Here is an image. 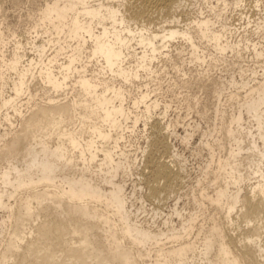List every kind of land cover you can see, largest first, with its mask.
Listing matches in <instances>:
<instances>
[{"label": "bare ground", "instance_id": "1", "mask_svg": "<svg viewBox=\"0 0 264 264\" xmlns=\"http://www.w3.org/2000/svg\"><path fill=\"white\" fill-rule=\"evenodd\" d=\"M201 2L210 15L180 27L185 0H47L28 15L33 56L21 41L7 54L0 16V264H264V17L241 33L221 16L247 0ZM255 3L264 10V0ZM159 15L170 25L156 28ZM185 51L189 57L177 60ZM168 63L184 77L192 74L184 63L202 67L193 75L199 84L219 64L236 67L240 79L195 85L218 104L202 134L207 162L184 195L191 208L179 207L181 196L161 224L157 207L145 223L136 186L127 193L117 177L137 160L130 139L151 127L141 158L150 169L142 180L147 197L161 202L180 179L177 154L167 161L153 154L160 145L169 150L164 130L176 133L179 120L163 124L171 104L136 84L161 79ZM176 79L185 89L192 83ZM199 99L186 97L184 107L192 111ZM197 126L188 123L186 143Z\"/></svg>", "mask_w": 264, "mask_h": 264}, {"label": "rangeland", "instance_id": "2", "mask_svg": "<svg viewBox=\"0 0 264 264\" xmlns=\"http://www.w3.org/2000/svg\"><path fill=\"white\" fill-rule=\"evenodd\" d=\"M211 1L215 4L217 3V0H211ZM229 1H231V0H229ZM45 2H47V0H0V16L2 15L1 18L3 19V22H4L3 31L5 33V37H6L7 42H9L7 54H11V52L15 48V43L17 41H21L25 45V49H26L25 52L28 55L33 56V52L31 51L30 45L28 44V42L31 41L32 37L34 36V34L33 35L29 34V30H30L31 25L33 23H32V18H29L28 15L34 14V13H39V9L45 5ZM255 2H256V0H247L246 5L241 7V8H232V9H228L226 11H223L222 16H221L222 17L221 21L225 22L226 24L228 23L227 25L228 26L230 25L229 27L235 28V29L239 30V32H241V33L244 32L245 28H247L249 30H251L250 28L253 29L255 23L257 21H260V18L264 17V16H262V15H264V10L263 9L259 10L257 7H255V5H256ZM200 7L203 8V9H201L202 12H204L203 16H200V11H201ZM222 8H223V6L221 5L218 10L221 11ZM176 13H178L181 17L180 23H179L180 27H183L186 24L192 22V20H194L195 18H201V17L210 15L209 9L205 8V4L203 2H201V0H185V3L183 5H181L180 8H178V11ZM155 19L153 18L151 21L153 22V25H155L156 28H159L162 25H170L169 23L164 22L166 19L169 20L167 15L165 17L160 16V15L155 16ZM249 21L251 23H249ZM144 23H147V21ZM158 24H159V26H158ZM14 32H16V35L13 34ZM252 36H253L252 39H255V41H257V40L263 41L262 39H259L257 35H252ZM238 39H239L238 34H236L233 37H230L229 41L234 42ZM182 44H183L182 40L175 42L176 46H180ZM176 46H173V48H171L173 54H176V51L174 50V48ZM229 56H230V54H229ZM188 57H189V55L185 51L184 55L181 56V58L178 57L177 60L181 61L182 58L187 59ZM230 60H231V57L228 58V62ZM181 63L182 62H180V65H181ZM186 64L184 63V66H186L185 67V68H187L186 70H189L188 75L192 72V74H190L187 77H184L182 75V73H177L176 70L173 68L172 64L168 63L167 67H166V73H162L161 79L157 80L156 82L147 80L146 78H142L140 80L138 79L136 82V84H140V83L144 84V85L149 84L148 89L151 92V98L152 99L158 98L160 100V98H161L162 99L161 102L163 101L162 104L165 101L167 103L169 102V104H171V110L169 109V111H168L169 113H168L167 117L164 119L165 121L164 120L162 121L163 124L166 125V124H168L172 121H175L177 119L179 120L178 125L175 123L177 126L176 131H175L176 133L172 134L171 132H169V130H164V133L166 134L165 139L169 144V146H168L169 150L166 151L165 148L162 147L161 145H160V147H154L153 148L154 149L153 154L157 160L162 161V160L166 159V161H167V160H170V157H171L170 154H172V153L174 155L177 154L176 160H177L178 168L182 167L181 168L182 173H180V179L178 181V183L179 182L180 183L179 184L177 183L178 186L176 185L174 192H172V193L170 192L169 196L162 194V197L163 196H167V197H163L164 199H162L161 202L160 201L157 202L156 199L149 198L146 195L148 193V191H147L148 188L144 184L146 182L143 183V181H144L143 180V178H144L143 174H147V176H149L150 175V173H149L150 169L145 168V167L143 168L144 163L141 160V158L143 157V150L146 149L148 151L150 149L148 146V142L151 140V138L149 137V135L151 133V127H148V129L146 131L137 132V134H135L130 139L133 146L132 147L128 146L127 150H131L132 151L131 152L132 157L137 158V160L135 161L133 167H131V170L127 171V172H129L128 174H125V175L122 174V175H119L117 177V179L119 181H123V180L126 181L127 193H131L132 189L136 186V194L133 197V202L135 203V205L137 207L144 206L146 212L143 214H140L138 219L139 220L141 219V221L142 220L145 221V223L150 222V221L152 222V209L154 207H157V208H160V211L163 213V216H160L157 218L161 224L162 218L166 214H169L171 212V209L174 206V204L177 202L178 197H181V196L182 197L179 201V207L182 206L185 208L189 207V209L191 208V204H190L189 200L184 195L188 190H192L194 186L195 187L197 186V180L200 178V174H199L201 172L200 169L207 162L208 152L205 149V147L203 148L204 138L202 137V134L204 131L209 130L211 122H212L214 110L216 108V105L218 104L216 102V98L212 94L209 95L207 91H206L207 93L204 91L205 89L202 90L201 85H203L204 83L210 84V82H212V81H209V80H212L213 78H214L213 80L216 79V80L226 82L227 79L230 78V76L234 75L235 78L240 79V75L238 73L239 71L236 69V67H232V66L229 67V66L224 65V64H221L222 66H220V64H219L217 67H214L211 70V72H210L211 79H209L207 82H205L204 81L205 78H203V80L201 79L202 81L199 84V83L194 82L195 79H194L193 75H196L195 78L198 77L200 75L199 73L202 72V67L193 66V65H190L188 63H186ZM242 64H244V63H242ZM246 64H247V62H245L244 65H246ZM154 65H155V67H157L158 70H160V68L163 67V62H160V60H157V61H155ZM244 68H246V66H244ZM191 69H192V71H190ZM176 75H177V77L179 76L178 79H187V78L190 79V77H191L192 83L190 84V87L185 86L186 87V89H185L182 86L181 82H179V85H177V86L173 85L174 80L176 79ZM200 76H202V75H200ZM178 79H176V80L179 81ZM194 83H196V84H194ZM192 85H194V86H192ZM195 85H200L201 87L195 86ZM178 86H180V88ZM40 87L41 86L39 84H35L33 86V89L42 93L43 90H41ZM128 89L131 90V92L134 94H137V92H138L136 86H132V87L128 86ZM160 89H162V91ZM162 94H163V96H162ZM186 95L191 96V97L194 95L197 98H200L199 99L200 103L198 105H195V106L193 105L192 111H188L187 108L184 107V106H186V97H188ZM224 107L227 108V106H224ZM205 108H207V109H205ZM196 109H197V111H196ZM204 110H207V116L205 118H203L204 116L202 115V112H201ZM160 111H162V110L157 109L156 111H154L153 118L151 119V122H153L155 119L158 118L157 116L159 115V113H161ZM199 113H201V114H199ZM188 123H192L193 125L196 123V124H198V126H197V131L195 132V135L192 138V140L189 143H186L183 140V136L186 134L185 130L187 129ZM140 130H144L142 124L139 126V131ZM1 131L3 132L4 130L2 129ZM137 136H138V138H137ZM209 139H211V138H209ZM247 144H248V140H246V142L243 145H247ZM127 145H129V144H127ZM158 155H159V157H157ZM241 167H242L243 173H245L246 175L249 174L250 170L247 167H245V166H241ZM243 169H244V171H243ZM198 175H199V177H198ZM254 177L255 176H250L249 180L255 179ZM254 182H255V180L247 181V179H246L243 182L242 188L247 190L248 187L251 186V184H253ZM4 215H5V212L0 210V220L3 219Z\"/></svg>", "mask_w": 264, "mask_h": 264}]
</instances>
